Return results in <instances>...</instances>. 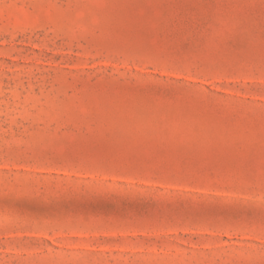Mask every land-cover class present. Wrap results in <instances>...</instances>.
<instances>
[{
  "label": "rangeland",
  "instance_id": "1",
  "mask_svg": "<svg viewBox=\"0 0 264 264\" xmlns=\"http://www.w3.org/2000/svg\"><path fill=\"white\" fill-rule=\"evenodd\" d=\"M0 264H264V0H0Z\"/></svg>",
  "mask_w": 264,
  "mask_h": 264
}]
</instances>
